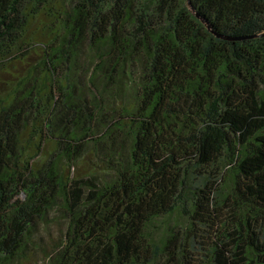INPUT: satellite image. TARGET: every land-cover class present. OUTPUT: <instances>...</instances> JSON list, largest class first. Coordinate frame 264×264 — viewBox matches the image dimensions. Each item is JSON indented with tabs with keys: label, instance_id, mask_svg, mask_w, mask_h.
<instances>
[{
	"label": "trees",
	"instance_id": "1",
	"mask_svg": "<svg viewBox=\"0 0 264 264\" xmlns=\"http://www.w3.org/2000/svg\"><path fill=\"white\" fill-rule=\"evenodd\" d=\"M189 2L0 0V264H264V0Z\"/></svg>",
	"mask_w": 264,
	"mask_h": 264
},
{
	"label": "rangeland",
	"instance_id": "2",
	"mask_svg": "<svg viewBox=\"0 0 264 264\" xmlns=\"http://www.w3.org/2000/svg\"><path fill=\"white\" fill-rule=\"evenodd\" d=\"M58 235H59V228L55 224H52L43 232L41 236V239H42L41 241L45 244V247L49 249L50 245L53 244L57 240ZM39 252L40 250L34 256L35 258L33 259L32 264H42L43 263L42 262L43 255Z\"/></svg>",
	"mask_w": 264,
	"mask_h": 264
},
{
	"label": "water",
	"instance_id": "3",
	"mask_svg": "<svg viewBox=\"0 0 264 264\" xmlns=\"http://www.w3.org/2000/svg\"><path fill=\"white\" fill-rule=\"evenodd\" d=\"M186 6L188 7L189 11H190V12H191L196 18L200 19V21H202V22L207 26V29L211 31V29H210V27L208 26L207 22H206L204 19H202L198 14H196V13L194 12V9L191 7L189 0H186ZM211 32H212V31H211ZM261 36H264V33L257 34V35L252 36V37H261ZM217 37L222 38V39H230V38H228V37H223V36H220V35H218V34H217Z\"/></svg>",
	"mask_w": 264,
	"mask_h": 264
}]
</instances>
